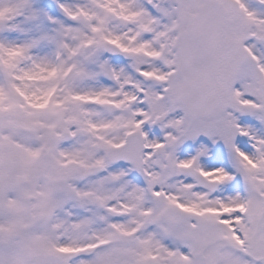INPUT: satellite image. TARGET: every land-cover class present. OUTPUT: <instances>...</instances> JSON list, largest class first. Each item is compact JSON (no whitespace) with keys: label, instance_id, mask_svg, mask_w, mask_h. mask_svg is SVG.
<instances>
[{"label":"snow or ice","instance_id":"snow-or-ice-1","mask_svg":"<svg viewBox=\"0 0 264 264\" xmlns=\"http://www.w3.org/2000/svg\"><path fill=\"white\" fill-rule=\"evenodd\" d=\"M0 264H264V0H0Z\"/></svg>","mask_w":264,"mask_h":264}]
</instances>
